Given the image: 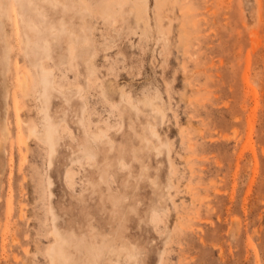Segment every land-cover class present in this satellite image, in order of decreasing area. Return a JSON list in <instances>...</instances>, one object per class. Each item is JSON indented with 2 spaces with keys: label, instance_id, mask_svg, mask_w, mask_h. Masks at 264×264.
Here are the masks:
<instances>
[{
  "label": "rangeland",
  "instance_id": "obj_1",
  "mask_svg": "<svg viewBox=\"0 0 264 264\" xmlns=\"http://www.w3.org/2000/svg\"><path fill=\"white\" fill-rule=\"evenodd\" d=\"M15 30L52 43L47 110ZM48 121L53 153L29 129ZM57 243L72 264H264V0H0V264Z\"/></svg>",
  "mask_w": 264,
  "mask_h": 264
},
{
  "label": "bare ground",
  "instance_id": "obj_2",
  "mask_svg": "<svg viewBox=\"0 0 264 264\" xmlns=\"http://www.w3.org/2000/svg\"><path fill=\"white\" fill-rule=\"evenodd\" d=\"M20 6L22 7V5ZM18 15L20 16V19L25 22L24 26L26 27L28 26V29H33V30L38 29L36 28L37 23L35 22V20L27 16V10L25 8H21L20 11L18 12ZM16 25L19 27L18 24ZM17 26L15 27L16 29H18ZM38 31L34 32L33 37L31 36L29 37V35L27 34L28 31H27V33H25L27 34V37H28L27 39L23 37L22 33L20 34L16 30H15V34H12V36L17 38V35H18L19 41L22 42L23 44L22 48L26 50L27 54H31L34 56V59H33L34 64L38 68L40 78H41L40 81L43 84V89L41 93L44 96V108L45 110H47L48 105H49L48 101L50 99V89L53 87L55 80H54L52 68L50 66H47V63L44 60H42V58L51 56L52 43L49 40V38H45L44 39L45 41L42 44L40 42L42 37L40 34H38ZM14 45L19 46V43L11 44V47L14 48ZM41 54L43 55L42 57H40ZM22 80H23L22 92L25 93L26 95L29 90L28 79L26 76H23ZM20 110H22V108H20ZM44 128H45L44 131L40 132L37 129L36 125L29 127V129L31 130V135H34L42 139L48 146L49 150L52 151L53 153L55 150V137H54L55 135L53 132V129H54L53 124L50 121H48ZM106 133L107 132L105 130H101L100 134L98 135V138L102 139L106 135ZM24 142L27 143V140L25 139ZM88 153L93 157L94 153L91 149H89ZM66 177L72 180L73 172L68 171ZM55 235H56L57 240L60 239L59 232H57V230L55 232ZM130 235H132V231L130 232ZM126 254L131 259L138 257V252H137V249L135 248L127 249ZM50 259L52 261V264H72L67 260V256L65 254L63 246L60 243H57L52 247V252L50 253Z\"/></svg>",
  "mask_w": 264,
  "mask_h": 264
}]
</instances>
